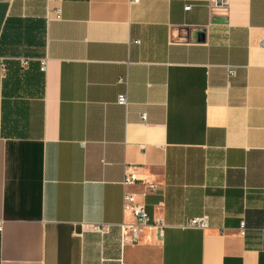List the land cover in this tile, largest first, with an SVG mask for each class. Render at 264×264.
Wrapping results in <instances>:
<instances>
[{
	"label": "crops",
	"instance_id": "obj_1",
	"mask_svg": "<svg viewBox=\"0 0 264 264\" xmlns=\"http://www.w3.org/2000/svg\"><path fill=\"white\" fill-rule=\"evenodd\" d=\"M263 30L264 0H0V264H264Z\"/></svg>",
	"mask_w": 264,
	"mask_h": 264
},
{
	"label": "built area",
	"instance_id": "obj_2",
	"mask_svg": "<svg viewBox=\"0 0 264 264\" xmlns=\"http://www.w3.org/2000/svg\"><path fill=\"white\" fill-rule=\"evenodd\" d=\"M138 1V0H134ZM223 3H226L227 0H220ZM186 8H190V6H186ZM57 12V17H61V11L58 8L56 10ZM262 45L264 46V30H263V39L261 41ZM22 65L27 66L28 65V60L23 59L22 60ZM43 68H46V62L43 63ZM234 69H230L229 74L233 75L234 74ZM119 103L121 104H127V97L126 95L122 94L119 96ZM142 119L147 120V114L143 113L142 114ZM137 180V177L135 174H127L124 177L123 183L125 185H131L134 184ZM148 188L151 190H155L157 188L156 184H149ZM124 205L125 209H130L131 212L133 213L135 217V222L133 224H123L122 225V230L123 234L128 236V238L131 240L133 244H136L139 242V237H140V231L142 227L150 226L153 225L158 229V232L160 235H163L165 232V229L168 227V224L163 220V219H158L154 220L153 222L151 221L150 215L148 214L146 207L143 203L137 202L136 198L133 194L130 193H125L124 194ZM242 227H244V222L241 223ZM209 226V221L207 216H202V217H197L190 219L187 224L183 225L184 228H200V229H205ZM95 230H101L102 226H95Z\"/></svg>",
	"mask_w": 264,
	"mask_h": 264
}]
</instances>
